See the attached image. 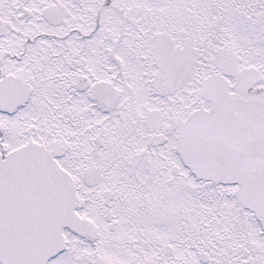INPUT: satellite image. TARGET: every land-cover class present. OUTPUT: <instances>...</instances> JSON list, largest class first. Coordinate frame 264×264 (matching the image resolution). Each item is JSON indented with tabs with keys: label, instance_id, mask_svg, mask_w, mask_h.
<instances>
[{
	"label": "snow or ice",
	"instance_id": "6c2138e0",
	"mask_svg": "<svg viewBox=\"0 0 264 264\" xmlns=\"http://www.w3.org/2000/svg\"><path fill=\"white\" fill-rule=\"evenodd\" d=\"M0 264H264V0H0Z\"/></svg>",
	"mask_w": 264,
	"mask_h": 264
}]
</instances>
